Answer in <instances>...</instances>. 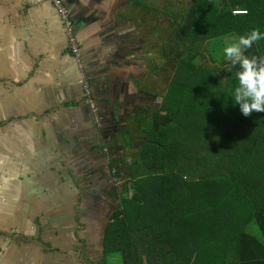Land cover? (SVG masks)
Returning a JSON list of instances; mask_svg holds the SVG:
<instances>
[{"label": "crops", "instance_id": "crops-1", "mask_svg": "<svg viewBox=\"0 0 264 264\" xmlns=\"http://www.w3.org/2000/svg\"><path fill=\"white\" fill-rule=\"evenodd\" d=\"M64 1L75 23L74 36L82 47L101 123L85 102L86 80L73 56L68 27L52 0H0V186H11L18 214L22 213L14 224H7L5 231L12 230L13 237H0V264L106 261V250L96 251L92 245L93 226L77 217L74 206L89 204L91 210L109 200L99 201L96 194L106 192L103 189L112 183L117 186L114 173L121 167H116L114 153L118 152L113 143L123 141L118 145L125 149L126 167L129 158L140 154V118L170 91L151 86L147 63L138 60L144 42L134 12L137 16L147 13V0ZM134 41H140L139 45ZM36 167L51 172L54 180L38 176V182H31L29 174ZM53 185L56 190L49 189ZM112 210L104 218V248L105 222L110 223V212L116 213ZM79 218L84 227L76 232L72 229L82 226ZM19 226L37 231L23 235L17 233ZM228 234L235 237L238 232ZM85 235L89 239H82ZM191 240L176 239L168 249L180 252ZM235 245H207L215 254L202 262L239 263V255L230 252ZM243 250L258 253L263 261L257 264H264V246L244 244ZM160 259L185 263L179 256Z\"/></svg>", "mask_w": 264, "mask_h": 264}, {"label": "trees", "instance_id": "trees-1", "mask_svg": "<svg viewBox=\"0 0 264 264\" xmlns=\"http://www.w3.org/2000/svg\"><path fill=\"white\" fill-rule=\"evenodd\" d=\"M144 9L150 13L153 7L147 3ZM181 20L178 25L174 16L168 28L176 27L169 45L184 50L178 55L181 70L160 110L168 114L158 111L147 133L141 132L131 173L117 168L124 193H117L122 202L110 215L104 242L108 258L102 264L112 260V253H120L125 264H178L160 259L169 256L205 264L215 254L207 245L222 244L240 245L230 251L239 255V263L222 264L263 261L256 252L244 253L243 245L264 246V112L245 116L233 103L238 66L224 70L222 65L227 61L224 37L237 40L256 27L264 33V0H194ZM246 54L264 56V39ZM209 124L213 127L204 135ZM134 181L136 191L129 197L128 182ZM187 238L192 243L185 250L168 249L176 239Z\"/></svg>", "mask_w": 264, "mask_h": 264}, {"label": "rangeland", "instance_id": "rangeland-1", "mask_svg": "<svg viewBox=\"0 0 264 264\" xmlns=\"http://www.w3.org/2000/svg\"><path fill=\"white\" fill-rule=\"evenodd\" d=\"M194 0H147V3L153 7V9L150 11V13H140L139 16H137L136 12L135 16L137 18V27L140 29L141 33V39L144 41V53L142 54V58L138 59L140 62H142L145 66L147 63L148 66V72L151 74V78L149 79V84L153 87H159V88H167L169 85L172 84L173 79L178 74V70H181L179 58L182 52L184 50L181 48L180 50H173L172 45H169L168 41L172 38V34L174 33L176 27L173 29L168 30L169 25L173 21V17L177 16L180 21L178 25L182 22V15L188 11L192 5ZM141 2H146L145 0H142ZM171 11L173 12L172 15H168L165 12ZM233 13H241L238 11H235ZM178 39V38H177ZM235 36H226L224 37V42L226 40L228 41H235ZM174 52V53H173ZM147 61L145 62V60ZM216 62H219V59L215 60ZM232 66L230 61H226L222 68L224 70H227ZM159 68V71L156 72V70ZM184 69V68H183ZM147 73V72H145ZM221 76V75H220ZM223 76V75H222ZM224 78V77H223ZM227 78L225 77V80ZM175 80V79H174ZM171 90V89H169ZM161 91H159L160 93ZM178 90L175 88V93H177ZM222 92V90H221ZM162 97L164 93L162 92L160 94ZM167 96V94L165 93ZM165 96V97H166ZM163 103V105H162ZM166 104V98L162 99L160 101V105L158 103H155V108L150 109L148 112H145V114L142 115L140 118V122L138 126L142 129L141 131L144 133V135L148 131V127L152 126V122L155 121L156 112L162 111V107ZM162 106V107H161ZM160 111V112H161ZM168 112L163 111L161 112V116H166ZM209 123V122H207ZM146 124V127L144 128V125ZM213 127V124H209V127L206 129V132H204V135H209V131ZM127 129V128H126ZM199 138L202 139V135H199ZM142 139L141 135L138 138V143H140V140ZM122 140H119L117 142L113 143V147L117 149L114 153L116 156V160L118 161V166L121 167L125 165L126 160L123 158V153L125 152V149L120 147L118 144H122ZM115 151V150H114ZM111 153V151H110ZM138 156H133L132 158L128 159V165L125 167V173L130 174L131 171L128 170L130 168V164L133 162L136 163V159ZM110 161L107 160V166L109 165ZM143 161L139 160L138 164H142ZM138 165H135V168H137ZM126 177V175H125ZM129 179V176L126 177V180ZM113 184V183H112ZM128 185L131 188V192L129 197H132L134 195V192L136 191V182H128ZM120 189V193L123 194L124 190V182L118 181L117 186ZM113 188L108 189V192H102L100 196L102 198H108L109 200H105L106 202H101V205H96L95 209H89L84 207L85 205H82L80 209L86 210L87 214L82 215V218L85 220H89L93 228L92 237H93V247L96 251L103 252L104 247L102 245L103 243V236L105 229L103 227L104 218L106 217L107 211L109 212L111 209H114L116 212L119 210L120 202H122V198L120 196L118 197L117 193L113 190ZM106 193V194H105ZM116 201L115 206L112 205V202ZM80 204H77L74 206V210L79 207ZM112 210V211H114ZM114 211V212H115ZM113 212H110L109 214H112ZM106 226L108 228L109 223L106 221ZM255 230L257 234H259V228L258 226H255ZM109 232V229H107V233ZM107 236V235H106ZM32 237V236H31ZM89 239L88 236H83L82 239ZM105 242V241H104ZM262 243L264 244V238ZM90 244V242H89ZM78 245H81L78 243ZM182 253H178V255H181ZM112 257V260H108L107 264H125L124 258L120 253H112L110 255ZM46 263V260H45Z\"/></svg>", "mask_w": 264, "mask_h": 264}, {"label": "clouds", "instance_id": "clouds-1", "mask_svg": "<svg viewBox=\"0 0 264 264\" xmlns=\"http://www.w3.org/2000/svg\"><path fill=\"white\" fill-rule=\"evenodd\" d=\"M64 4H66L65 1ZM261 39H264V33L256 27L245 34H241L235 41L226 40L224 42L223 56L230 61L233 66H238V70L235 72L237 83L231 91L230 96L233 98V103L240 106V109L245 116L250 115L253 111L264 112V56L258 57L246 54V50L252 48V46ZM140 41L142 43L144 42L142 39ZM140 41H134L133 43L139 45ZM82 57L85 74L82 73L79 63L78 65L81 75L85 79V77L87 78V70L84 56ZM84 99L85 102L88 103L86 98ZM96 102L98 103L97 100ZM92 113L94 116L98 117V120L101 123L100 108L98 114H95L93 111ZM108 154H110V151H108ZM114 174L116 175L117 171ZM119 180L122 181V179H118L117 182Z\"/></svg>", "mask_w": 264, "mask_h": 264}, {"label": "flooded vegetation", "instance_id": "flooded-vegetation-1", "mask_svg": "<svg viewBox=\"0 0 264 264\" xmlns=\"http://www.w3.org/2000/svg\"><path fill=\"white\" fill-rule=\"evenodd\" d=\"M64 5L70 11V8L66 4H64ZM70 13H71V11H70ZM94 96H96V95H94ZM84 98H85V93H84ZM88 106H89V104H88ZM113 170L115 171V169H113ZM113 187H114L113 190L116 193H120V191L118 192V188L116 186H114L113 184L109 185V189H111ZM56 188L57 187L55 185H53L49 189L50 190H56ZM87 190L85 192H87ZM103 190H106V192L108 191V189H103ZM96 195L98 197V200L102 201V200H100L102 198V196H100L98 193ZM80 199H84V195ZM115 203H116V201H115ZM95 205L93 207H91V209H93L95 207ZM81 206L82 205H79V207L75 210V214L77 215V217H82L83 214L85 215L88 212L87 209L86 210L80 209ZM17 207H18L17 195L15 193H13V190H12L11 186L10 185H2V186H0V222L6 223V225H2V227L0 226V237L1 236L2 237H13L12 230H9V232H7L5 230L9 227L7 224H10V223L14 224L13 221L18 216H20L22 214V213L18 214ZM86 208H89V204H87ZM107 217H108V215L106 216V218ZM79 219L81 220L80 222H82V223H80L82 226L80 227L79 224H78V225H76L75 229H72V230H75L76 232L81 231V229L84 227V222L82 221L81 218H79ZM85 227L89 228V224L85 225ZM17 230H19V231H17V233H21L23 235L33 234V233H35L37 231V230H34L32 228H29V227H21V226L17 227ZM72 241H74V240H70V242H72ZM82 253L84 254V250H82Z\"/></svg>", "mask_w": 264, "mask_h": 264}, {"label": "built area", "instance_id": "built-area-1", "mask_svg": "<svg viewBox=\"0 0 264 264\" xmlns=\"http://www.w3.org/2000/svg\"><path fill=\"white\" fill-rule=\"evenodd\" d=\"M53 4L55 5L62 21L64 24L68 27L70 39H71V48L73 52V56L77 59L81 71L83 74H85L84 70V62H83V54H82V47L81 44L77 41L76 37L74 36V29H75V23L73 22V19L71 17V13L69 9L64 5L63 0H52ZM85 98L87 102L89 103L92 111L95 114L99 113V107L98 103L96 102V99L94 98V93L91 88V84L89 81H87V78L85 77Z\"/></svg>", "mask_w": 264, "mask_h": 264}, {"label": "water", "instance_id": "water-1", "mask_svg": "<svg viewBox=\"0 0 264 264\" xmlns=\"http://www.w3.org/2000/svg\"><path fill=\"white\" fill-rule=\"evenodd\" d=\"M76 59V58H75ZM77 60V59H76ZM57 175H58V173H57ZM38 176H45V178H46V176L50 179V180H54V178L55 177H53L52 176V173L51 172H49V173H47L46 171H43L42 170V168H38V167H36V171L35 172H32V173H30L29 174V180L31 181V182H38L37 181V179H38Z\"/></svg>", "mask_w": 264, "mask_h": 264}]
</instances>
